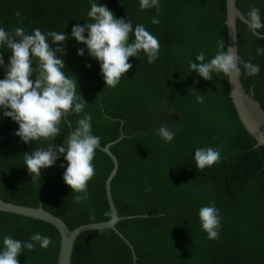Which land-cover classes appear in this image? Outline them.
Listing matches in <instances>:
<instances>
[{"label": "trees", "instance_id": "16d2710c", "mask_svg": "<svg viewBox=\"0 0 264 264\" xmlns=\"http://www.w3.org/2000/svg\"><path fill=\"white\" fill-rule=\"evenodd\" d=\"M91 3L106 6L115 18L130 20L133 26L142 24L160 44L152 64L143 52L130 57L132 68L115 88L105 85L100 65L86 46L71 38L73 26L91 22L87 16ZM159 4L157 11L141 10L139 0H0V27L6 31L22 26L27 34L40 29L45 35L54 31L70 37L62 56L64 71L75 76L77 92L86 104L82 113L66 118L70 124L61 123L53 144L63 145L85 114L92 116V132L101 147L117 140L123 130L125 138L110 147L119 162L112 182L114 202L120 217L147 215L117 224L133 246L134 263L130 248L114 230L106 229L80 234L70 264H264V146L255 147L257 141L240 121L226 77L213 74L206 81L190 71L201 51L207 61L217 52L218 41L223 39L227 49L226 0H159ZM237 6L246 18L250 8L257 7L264 20V0H237ZM153 17L160 23L153 24ZM258 48L264 49V29L257 35L238 21L241 60L260 68L256 76L248 77L241 64V81L264 109V54L258 55ZM79 49L84 55H77ZM0 54L4 60L0 79H4L11 50L0 47ZM30 78L35 81V74ZM200 95L203 104L197 103ZM161 125L175 133L170 143L158 135ZM18 127L0 110L1 198L42 206L71 230L108 221L105 213L112 211L105 184L114 166L111 157L97 150L89 198L78 204L73 199L76 193L62 179L67 167L62 155L54 166L42 169L40 180L32 181L23 154L46 148L52 141L24 144L14 134ZM207 147L218 149L221 160L201 171L196 169L194 152ZM124 180L133 186H122ZM212 202L221 219L215 240L207 238L198 216L199 209ZM90 214L96 219L90 220ZM37 232L53 243L47 249L39 244L33 251L23 249L19 264H58L61 236L53 224L0 212V250L5 235L29 241Z\"/></svg>", "mask_w": 264, "mask_h": 264}, {"label": "clouds", "instance_id": "9594fccd", "mask_svg": "<svg viewBox=\"0 0 264 264\" xmlns=\"http://www.w3.org/2000/svg\"><path fill=\"white\" fill-rule=\"evenodd\" d=\"M139 7L141 10L156 8L159 11L160 4L159 0H139ZM16 15L19 17L20 13L17 12ZM87 16L91 22L73 26L71 38L84 44L89 56L99 63L107 87L115 88L132 68V64L128 62L130 57L137 58L143 52L149 64L158 58L159 41L142 24L133 26L130 20L117 19L106 6L97 3H91ZM151 22L160 23L155 17ZM244 23L254 34H259V30L264 29V20L255 6L248 11ZM130 35L134 39L130 40ZM69 38L63 32L53 31L45 35L40 29H35L27 34L22 26L16 27L12 32L0 27V47L6 46L11 50L5 77L0 79V110H3L4 117L18 124V130L14 134L24 144L52 141L46 148H36L23 154L32 181L40 180L42 169L54 166L62 155L67 162L62 179L71 192L76 193L73 199L79 204L89 198L88 183L96 175L93 160L101 146L100 138L92 132L91 114H85L77 120L76 127L65 137L63 145L53 144V140L61 134V123L70 124L66 118L70 114L82 113L86 104L77 92L75 76L72 78L64 71L62 56L66 52L65 44ZM57 53L61 54V58L57 57ZM257 54H264V49L258 48ZM77 55H84V49H79ZM196 61L190 64V71L206 81H211L213 74H222L232 83L234 80L238 81L242 74L241 64L243 74L248 77L256 76L260 71L259 65L242 61L231 47L226 49L223 39L217 42V52L213 58L206 61L204 51H201ZM3 65L4 60L0 54V66ZM34 74L35 81L30 78ZM196 100L203 104V95L197 96ZM158 135L165 143H170L175 133L161 125ZM220 160L219 150L212 147L197 148L194 152L196 169L201 171ZM60 167L63 168L64 164ZM105 216L110 217L109 224L116 222L113 213L106 212ZM198 216L207 238L217 239L221 219L214 202L201 207ZM89 219L95 220L96 217L90 214ZM52 243L51 237L42 236L39 232L34 233L29 241L5 235L3 248L0 250V264H19L18 256L23 249L33 251L36 244L47 249Z\"/></svg>", "mask_w": 264, "mask_h": 264}, {"label": "water", "instance_id": "95a60500", "mask_svg": "<svg viewBox=\"0 0 264 264\" xmlns=\"http://www.w3.org/2000/svg\"><path fill=\"white\" fill-rule=\"evenodd\" d=\"M226 8H227V19L225 24L227 26V48L231 47L239 55L238 21L244 23L246 17L244 16L241 9L237 6V0H226ZM229 86H230L231 99L238 113L240 121L242 122L246 130L257 141L255 147L264 146V109L262 108L260 103H258L253 98L252 94L246 93L243 83L241 81V76L238 81L234 80L233 83L229 82ZM123 138H125V134L123 133L122 130L121 136L117 140L108 143L105 147H99L104 153L108 154L111 157L114 165L111 173L109 174L106 180L105 189H106L109 206L111 208L113 216L116 218L115 223L109 224L108 221L97 222V223L82 225L71 230L60 217L44 209L42 206L35 208V207H28V206L18 205L4 201L1 198V182H0V212L29 217L34 220H43L53 224L57 228L61 236V247L58 257V264L71 263V259L74 252V244L80 234L87 231L106 230V229L114 230L118 234L119 238H121L125 242V244L130 248L134 263L135 253L132 248V245L117 229L118 222L133 217L119 216L112 194V182L118 172L119 162L117 157L112 153L110 147L121 141ZM0 175H1V153H0ZM143 217H147V215Z\"/></svg>", "mask_w": 264, "mask_h": 264}, {"label": "crops", "instance_id": "0c3cea01", "mask_svg": "<svg viewBox=\"0 0 264 264\" xmlns=\"http://www.w3.org/2000/svg\"><path fill=\"white\" fill-rule=\"evenodd\" d=\"M121 185H122V186H125V185H126V186H133V182H132V181H125V180H124V181L121 182Z\"/></svg>", "mask_w": 264, "mask_h": 264}, {"label": "rangeland", "instance_id": "374dc122", "mask_svg": "<svg viewBox=\"0 0 264 264\" xmlns=\"http://www.w3.org/2000/svg\"><path fill=\"white\" fill-rule=\"evenodd\" d=\"M93 164H94V162H93ZM125 199H127V198H125ZM128 201H131V200H128ZM143 216H145V215H136V216H132V217H135V218H141V217H143ZM132 248H133V246H132Z\"/></svg>", "mask_w": 264, "mask_h": 264}]
</instances>
